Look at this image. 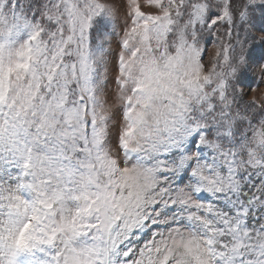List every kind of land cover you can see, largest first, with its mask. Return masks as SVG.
I'll return each instance as SVG.
<instances>
[{"label": "snow or ice", "instance_id": "1", "mask_svg": "<svg viewBox=\"0 0 264 264\" xmlns=\"http://www.w3.org/2000/svg\"><path fill=\"white\" fill-rule=\"evenodd\" d=\"M260 84L264 0H0V264H264Z\"/></svg>", "mask_w": 264, "mask_h": 264}, {"label": "rangeland", "instance_id": "2", "mask_svg": "<svg viewBox=\"0 0 264 264\" xmlns=\"http://www.w3.org/2000/svg\"><path fill=\"white\" fill-rule=\"evenodd\" d=\"M142 2H143V0H142ZM217 50L218 49H217V45L215 44V42L207 45V53H206V56L204 58V62L206 64V66L208 65L209 61H211L215 57ZM249 95L250 96H257V97L264 96V84H260L255 89V91L250 92Z\"/></svg>", "mask_w": 264, "mask_h": 264}]
</instances>
